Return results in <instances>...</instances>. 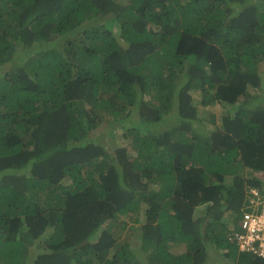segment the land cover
Here are the masks:
<instances>
[{
	"label": "trees",
	"instance_id": "obj_1",
	"mask_svg": "<svg viewBox=\"0 0 264 264\" xmlns=\"http://www.w3.org/2000/svg\"><path fill=\"white\" fill-rule=\"evenodd\" d=\"M263 61L264 0H0V264H264L229 235L264 196ZM127 123L131 155L96 136Z\"/></svg>",
	"mask_w": 264,
	"mask_h": 264
},
{
	"label": "rangeland",
	"instance_id": "obj_2",
	"mask_svg": "<svg viewBox=\"0 0 264 264\" xmlns=\"http://www.w3.org/2000/svg\"><path fill=\"white\" fill-rule=\"evenodd\" d=\"M258 70H259L261 78L264 80V61L259 64ZM261 89L263 92L261 93L256 92V94H258L259 97L261 96V98L264 99V81L261 86ZM249 92H250L249 94L252 93V91H249ZM193 103L195 104L197 108V115L201 119L207 120L208 122H213L214 124L218 122L219 120L218 114L220 112V109L214 106H208V107L201 106L199 104V96L197 93H195L193 97ZM225 109L229 110V106L228 107L226 106ZM133 118H135V116H133ZM123 121H127V120H123ZM123 125L124 126L122 127L116 128V130H113L110 127L106 131H102L103 129H101L96 132L97 134L96 136L101 141H103V143L108 145L112 151L122 146V147H125L127 149V153L131 155L134 152V148L130 144L131 138L130 136H128V138H125V139L123 138V135L124 133H126L129 124L127 123ZM111 131H114L112 135H111ZM143 211H144L143 209H140L139 214L143 213ZM227 216L229 217V214H227ZM132 227L133 225L130 224L129 229H128L131 231V234H128L126 232L127 230H122L119 232V235L123 238V240L129 241V243L131 244V247L135 246L138 249L141 245V238L138 235V231L140 229H138L137 225L134 226L133 228ZM166 246L169 252L172 253L173 255H176V254L179 255L185 250V245L181 243L168 242Z\"/></svg>",
	"mask_w": 264,
	"mask_h": 264
},
{
	"label": "built area",
	"instance_id": "obj_3",
	"mask_svg": "<svg viewBox=\"0 0 264 264\" xmlns=\"http://www.w3.org/2000/svg\"><path fill=\"white\" fill-rule=\"evenodd\" d=\"M238 231L231 234L240 249L257 248L264 257V209L260 214L244 213L239 221Z\"/></svg>",
	"mask_w": 264,
	"mask_h": 264
},
{
	"label": "clouds",
	"instance_id": "obj_4",
	"mask_svg": "<svg viewBox=\"0 0 264 264\" xmlns=\"http://www.w3.org/2000/svg\"><path fill=\"white\" fill-rule=\"evenodd\" d=\"M261 86H262V83H261ZM249 91H252L251 89L248 90ZM253 92V91H252ZM250 93V92H249ZM251 94H254V93H251ZM242 98V97H241ZM245 98V97H243ZM198 116V115H197ZM261 177V176H259ZM248 193L250 194L248 196V199H249V202H248V206L244 207V210L239 218V221L242 217V215L244 213H253V214H260L262 212V210L264 209V196H261L259 194V192L255 189V188H252L250 187L248 189ZM239 227V226H238ZM239 228H237L236 231H238ZM234 232L232 233H229V235L233 234ZM251 250H254L256 251L255 247L253 248H250ZM248 251V250H247ZM257 252V251H256ZM258 253V252H257ZM260 255V254H259ZM91 260H94V263L95 264H104V263H97L96 262V259H91Z\"/></svg>",
	"mask_w": 264,
	"mask_h": 264
}]
</instances>
